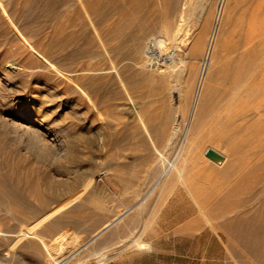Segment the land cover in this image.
I'll use <instances>...</instances> for the list:
<instances>
[{"label":"rangeland","instance_id":"1","mask_svg":"<svg viewBox=\"0 0 264 264\" xmlns=\"http://www.w3.org/2000/svg\"><path fill=\"white\" fill-rule=\"evenodd\" d=\"M170 5L171 0H0V229L6 233L0 237V264H47L48 252L35 235L13 242L35 215L70 197L73 204L60 216L73 228L43 238L52 249L80 239L81 259L72 264H264V134L254 157H236L233 175L201 185L197 203L181 186L151 192L165 161L174 159L173 133L187 126L194 92L186 88L182 94V86L172 84L176 78L164 80L160 68L143 73L131 50L138 38L143 59L159 39L167 41L165 53L174 50L172 38L157 30L174 20L165 16ZM181 47L180 67L191 69ZM12 61L20 68L8 76L4 68ZM217 86L218 113L231 85L222 79ZM34 92L44 122L35 105H20ZM240 100L248 103L244 94ZM26 112L37 124L33 137L20 136L13 125ZM207 148L202 159L223 168L209 161ZM131 208L128 225L125 217L83 247ZM255 227L261 231L246 237ZM141 234L149 252L119 247Z\"/></svg>","mask_w":264,"mask_h":264},{"label":"bare ground","instance_id":"2","mask_svg":"<svg viewBox=\"0 0 264 264\" xmlns=\"http://www.w3.org/2000/svg\"><path fill=\"white\" fill-rule=\"evenodd\" d=\"M171 15H173L172 17H174V20L172 22L170 21L171 23L168 22L169 24L164 23L160 29L157 30H159V32L163 31L165 35L167 34V37L169 36V38H172L174 42L170 41L173 44L175 43L174 50L171 51V53L166 50L165 53L164 50L167 49V41L159 39L154 42L153 48L149 45L147 49L148 52H146L145 58L143 59L144 56L142 57L141 54L143 39L138 38L134 41V49L131 50V55L138 59L136 64L140 65L143 73H155L156 69L160 68L162 69L160 76H162L164 80L167 78H169V80H171L170 78H176L171 82L172 84L177 83L182 86L180 87L182 90L179 88L182 94H185L184 92L187 91L186 88H188L190 92H194L192 103L190 104L189 119L187 118V126H184L185 128L182 130L177 129L178 131L173 133L174 142L176 141L174 146L172 145V149H174V159L173 161H165V168L160 172L158 177L155 178L156 180L151 184L152 186L150 185V189L152 192V189L155 187H159V190H163L172 186H181L197 203V199L200 195L204 194L200 192V190H202L201 185H204V182L208 183L210 180L213 181L218 175L225 178V175H228L229 172H231L229 174L233 175L232 172L239 169L236 160L238 158L237 156L243 155L248 159L249 157H254L253 147L255 149H262L264 144L263 138L259 139L263 144L257 140L259 135L264 134V0H171V5L169 9H167L165 16L169 18ZM240 20H242V25L240 24ZM241 26H243V29ZM151 28L152 27H150V29ZM239 29L240 31L242 29L244 32L239 33ZM157 30L155 29V31ZM238 33L241 35L240 37H237L239 36ZM235 35L238 39H235ZM181 44L185 46L184 49L186 50H183V52L186 51V57H189L193 64L191 69L189 68L191 64L190 66H188L189 64L187 65L189 70L187 67H180V64L184 63V60H179L177 56V52L182 50L180 49L182 48ZM200 58H202V61L198 66ZM18 66L19 65L13 62L9 67H6L9 70L3 67L4 73L8 76L15 75V73L19 71L18 68L20 67ZM134 74H136V72ZM222 79L227 84H230L231 88L228 93L229 100L227 99V102L225 101L221 104L220 110L217 113L216 110L219 108L217 101L222 92L217 85ZM172 84L170 85L171 88L169 87L171 90L176 86ZM161 88H163V86H161ZM182 94L181 96L183 97ZM243 94L248 103H242L240 100ZM21 97L22 95H19L16 98V100H18L17 103H21ZM39 98L40 96L38 93L34 92L31 94L30 99H25L20 105L25 106L28 105V103H30L31 106L35 105V109L38 108V114L42 113L41 119L44 122L45 118H47L43 115L44 107L40 101L35 103ZM252 98L256 99L255 102H250ZM215 112L218 114V116H216L217 118L214 117ZM21 119L22 121L20 122L22 123H17V125L15 124L16 122H13L14 127L21 132L20 136H31L30 134L34 133V131L36 133L35 125L37 124H34L36 121L33 120L34 122H29L28 112L22 115L20 120ZM37 119L38 118H36V120ZM184 122L186 123L185 119ZM52 135L56 141L59 140L56 133ZM170 144L171 142L169 140L167 145L169 146ZM209 146L214 147L216 152L225 157L223 168H213L207 163L208 160L204 161L202 159L204 155L203 152ZM243 156L241 157L242 159H244ZM230 158L233 159L230 160ZM262 159L261 156L260 160ZM258 161V164L261 163ZM258 164H254L255 167H260V164ZM262 164L264 165V161ZM254 165L252 166L254 167ZM263 165L262 167L264 169ZM5 190L8 191L9 189ZM205 190L207 191V187ZM9 191L7 193H9ZM160 192H164V190ZM147 197L148 195L143 198V202H145ZM8 198H10V194ZM72 204L73 198L70 197L49 212H43L38 216L35 215V220L17 235L13 243L17 244L24 237L33 234L39 239L48 252L47 264H72L73 261V263L79 262L81 259L78 257L80 239L75 238V240L68 242L60 248L52 249L48 244L49 241L47 243L45 238H43L48 232L54 236L60 233H66V231H70V229L73 228L72 224L62 221L60 216L62 210ZM138 207V211L141 213L142 205ZM26 208L27 207H25V209ZM33 210L29 211L32 212ZM132 210L133 208L128 209V213L125 214V216L106 226V228L93 236L83 247H89L110 227L124 220L125 217H128L127 220L125 219L128 225L131 222L130 217L132 216L129 217V213L131 214ZM35 211L33 212L35 213ZM200 211L203 213V210ZM25 213H27V209L24 214ZM260 231V229L255 227L246 237H252ZM5 236L6 233L0 229V237ZM142 236L143 234L134 236L133 238L130 237L131 239L128 237L129 241H123L122 244L120 243L119 247H122L123 252L133 247H136L141 252H149L151 250V245ZM51 243L52 242H50V245H52Z\"/></svg>","mask_w":264,"mask_h":264},{"label":"water","instance_id":"3","mask_svg":"<svg viewBox=\"0 0 264 264\" xmlns=\"http://www.w3.org/2000/svg\"><path fill=\"white\" fill-rule=\"evenodd\" d=\"M205 156L217 165H222L225 162V157L213 149H208Z\"/></svg>","mask_w":264,"mask_h":264},{"label":"built area","instance_id":"4","mask_svg":"<svg viewBox=\"0 0 264 264\" xmlns=\"http://www.w3.org/2000/svg\"><path fill=\"white\" fill-rule=\"evenodd\" d=\"M153 46H154V43L151 44V48H153Z\"/></svg>","mask_w":264,"mask_h":264}]
</instances>
